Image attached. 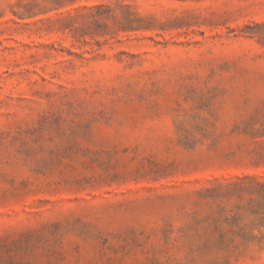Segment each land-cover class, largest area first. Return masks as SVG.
<instances>
[{
    "label": "rangeland",
    "instance_id": "obj_1",
    "mask_svg": "<svg viewBox=\"0 0 264 264\" xmlns=\"http://www.w3.org/2000/svg\"><path fill=\"white\" fill-rule=\"evenodd\" d=\"M0 264H264V0H0Z\"/></svg>",
    "mask_w": 264,
    "mask_h": 264
}]
</instances>
